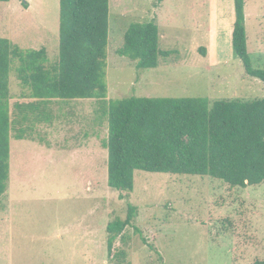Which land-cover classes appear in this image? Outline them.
Here are the masks:
<instances>
[{
  "label": "rangeland",
  "instance_id": "1",
  "mask_svg": "<svg viewBox=\"0 0 264 264\" xmlns=\"http://www.w3.org/2000/svg\"><path fill=\"white\" fill-rule=\"evenodd\" d=\"M0 2V38L58 60L59 0ZM247 53L264 70V0H244ZM233 0H109L104 101L52 100L49 121L31 116L24 140L10 136L9 180L0 197V264H252L264 260V183L233 188L208 176L135 171L131 193L107 184L106 106L122 98L264 99L229 40ZM227 24L223 25V15ZM153 22L159 49L172 52L155 69L137 71L116 51L132 23ZM205 50V54L201 53ZM217 60L220 63H215ZM10 77V111L28 91ZM13 119V115H12ZM136 217L108 256L106 226ZM141 236L147 243H143Z\"/></svg>",
  "mask_w": 264,
  "mask_h": 264
},
{
  "label": "trees",
  "instance_id": "2",
  "mask_svg": "<svg viewBox=\"0 0 264 264\" xmlns=\"http://www.w3.org/2000/svg\"><path fill=\"white\" fill-rule=\"evenodd\" d=\"M233 4L232 53L248 76L264 84V70L253 68L247 53L245 1ZM108 46L109 0H59L58 60L49 68L44 48L24 50L0 38V197L8 187L11 131L16 140L26 139L32 115L37 113L38 122L50 120L41 108L52 100L104 101ZM171 53L159 49L153 22L130 24L116 51L139 72L157 68ZM15 62L16 78L33 101L15 103L11 113L9 77ZM106 115L107 184L114 191L131 193L135 171L208 176L233 188L264 183V99L211 103L207 98L129 97L109 101ZM136 211L128 203L125 219L107 224L108 256Z\"/></svg>",
  "mask_w": 264,
  "mask_h": 264
},
{
  "label": "crops",
  "instance_id": "3",
  "mask_svg": "<svg viewBox=\"0 0 264 264\" xmlns=\"http://www.w3.org/2000/svg\"><path fill=\"white\" fill-rule=\"evenodd\" d=\"M163 3V2H162ZM245 17H246V14H245ZM226 18V15L224 14L223 15V25L227 24L228 22H226L224 19ZM227 20L229 21L230 23V28H229V40H230V44H231V35H232V30H233V23H234V20H235V16H234V13H233V17H231V15H227ZM215 63H220L219 60H217Z\"/></svg>",
  "mask_w": 264,
  "mask_h": 264
}]
</instances>
